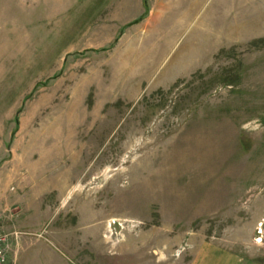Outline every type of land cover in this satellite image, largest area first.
<instances>
[{"label":"rangeland","instance_id":"obj_1","mask_svg":"<svg viewBox=\"0 0 264 264\" xmlns=\"http://www.w3.org/2000/svg\"><path fill=\"white\" fill-rule=\"evenodd\" d=\"M5 208L51 264H264V0H0Z\"/></svg>","mask_w":264,"mask_h":264},{"label":"crops","instance_id":"obj_2","mask_svg":"<svg viewBox=\"0 0 264 264\" xmlns=\"http://www.w3.org/2000/svg\"><path fill=\"white\" fill-rule=\"evenodd\" d=\"M8 208H5V212L3 214V229H6V231L9 234V242H10V249L8 252V258H7V264H51L50 262L52 260H45V262L42 259L35 258V252L32 255V258H25L23 257L27 253L28 246H25V248H22V243L24 245L28 244V241L23 242V237H19L17 235L13 236L12 231L17 230V225L15 222H17L19 218L20 213H7ZM7 222L8 225H5L4 223ZM13 228V229H11ZM15 232V231H14ZM21 235V234H20ZM130 240L136 241L137 239L131 238ZM34 244L32 242L29 245ZM11 250V251H10ZM23 250V251H22ZM47 250H50V248H47ZM191 254L192 259L190 260L189 264H245L244 262H241L242 259L244 260L246 257L241 256L240 254H235L228 248H223L220 246V244L216 243H202L197 245V247L193 250ZM23 254V255H22ZM49 254V252H47ZM23 257V258H22ZM163 257V255H162ZM167 257V256H165ZM178 260L179 264L182 263V255L176 259ZM66 262L61 261H54L52 264H65ZM186 263V262H185ZM249 264V263H248Z\"/></svg>","mask_w":264,"mask_h":264},{"label":"built area","instance_id":"obj_3","mask_svg":"<svg viewBox=\"0 0 264 264\" xmlns=\"http://www.w3.org/2000/svg\"><path fill=\"white\" fill-rule=\"evenodd\" d=\"M2 218H0L1 221ZM9 234H0V264H6L10 249Z\"/></svg>","mask_w":264,"mask_h":264}]
</instances>
